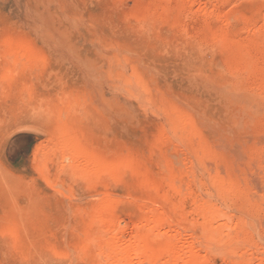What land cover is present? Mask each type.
Returning a JSON list of instances; mask_svg holds the SVG:
<instances>
[{
	"label": "rangeland",
	"instance_id": "1",
	"mask_svg": "<svg viewBox=\"0 0 264 264\" xmlns=\"http://www.w3.org/2000/svg\"><path fill=\"white\" fill-rule=\"evenodd\" d=\"M20 42L36 60L5 57ZM64 124L80 148L125 163L105 189L59 137ZM142 176L228 216L230 237L198 249L204 264H264V0H0V264L103 263L84 224L107 200L132 240L127 209L162 194ZM186 222L150 250L189 245L201 233Z\"/></svg>",
	"mask_w": 264,
	"mask_h": 264
},
{
	"label": "bare ground",
	"instance_id": "2",
	"mask_svg": "<svg viewBox=\"0 0 264 264\" xmlns=\"http://www.w3.org/2000/svg\"><path fill=\"white\" fill-rule=\"evenodd\" d=\"M8 42L10 43V41H8ZM15 42H17V41H15ZM12 43H14V42H12ZM5 44L7 45L8 43L6 42ZM11 44L7 46V48H8L7 51L8 52L7 53L4 52L5 53L4 54L5 57H7L6 54L9 55L10 53H12V51H13V53H17V51H18L19 53H17V55H18L17 59L19 61L21 59H24V58L26 59L27 57L30 58V59H34L35 58V56L31 53V51H29L28 48L26 49V47L24 45H22L21 42H20V44H16V45L13 44L15 46L14 48H13V46H11ZM6 45L4 47L5 49H6ZM16 49H17V51H15ZM6 59H8V58H6ZM35 60H36V58H35ZM7 65H9V64H7ZM11 67H13V66H11ZM7 75H9V74H7ZM11 75H14V74L11 73ZM4 77H7V76H4ZM2 78H3V74H2L1 79ZM9 81H10V79H9ZM12 82L14 84V81H12ZM16 85L17 84H14V87ZM135 90H137V88ZM54 112H56V110ZM64 119H65V116H64ZM61 121H62V119L60 120V122ZM75 122H76V120H75ZM75 122H73V123H75ZM56 124H58V122ZM71 127L72 126H70V128ZM70 128H68V126L66 124L60 125L59 129L57 130V131H59L58 133H60L59 137H61L65 143H68V145L71 148L72 147L76 148V151L78 149L81 150V151H78L77 157L75 159L77 161V164L78 165L82 164V163H80V161L82 160V162H84L83 166L85 168V172H86V174H88L86 177H89V176L93 177L96 180L97 183H100L99 185L101 186V188L105 189L107 187L106 185H108L109 179H110V182L112 183L111 179L114 178V175L122 169V167L125 165V163H122L120 161H118V162L110 161L112 163H108L106 161V159L104 158V156H102V155H100L98 153L93 155V154H91L88 151V149L80 148L78 145L80 144L81 146H83L84 144H81L80 141L77 138H73L76 134H79V132L76 131L77 133H75V135L72 137L71 135H72L73 132L71 133L69 131ZM53 130H55V129H53ZM84 141H86V138H85ZM84 141H83V143H84ZM86 143H88V141ZM92 150H91V152H92ZM72 152H73V150H72ZM97 152H99V151H97ZM70 154H71V151H70ZM79 158H80V160H79ZM118 158H120V157H118ZM64 159H65V157H64ZM73 159H74V157H73ZM131 160H132L133 164H135L134 163L135 159H131ZM137 161L138 160H136V162ZM70 163H71V161H70ZM140 163L141 162H139V164ZM133 164H132V166H134ZM139 164H138V169H139ZM71 169L72 168H70L69 170H71ZM81 170H82V168H81ZM89 170H91V171H89ZM144 170H146V169H144ZM145 172L141 173V174H145ZM123 173H124V170H123ZM139 177H141V175ZM142 178H144V177L142 176ZM174 179H175V177H174ZM140 180H141V182L138 185V187L141 186L142 189L143 188L144 189L147 188L145 190V191H147L148 189L150 190L149 186H152V184H154L158 189H160L162 191V194L160 196L159 195L157 196V194H158L157 193L156 194L157 197H156L154 195H151V193H150V194H148L146 196L147 197L146 198L147 204L145 203V205L142 206V207H139V206L135 207V208H133V207L131 208L130 207L129 209H127L128 213H129V216L132 217V219L136 220L134 228H132V230H133V233L131 234V235H133L132 236L133 237L132 240L130 239V241L128 243H126L127 239L125 238L126 240H124V237L122 236V232H121L122 228L119 226V223H118L119 221H118V218H117L118 216H116L114 214V212L116 211V207L115 206H110L109 203L107 202V200L103 201L102 203H97L98 205L99 204L100 205L98 206V209L95 208L96 212H93L94 210L92 211L94 216L92 218H90V219L87 218L88 220H87L86 224H84V225L87 227L86 230L88 229L89 231H91L90 228L95 227L96 228V231H95L96 237H98V238H100V239H102L104 241L101 246L97 247L96 251H99L100 254L105 256V261H103V263H101L96 256H94V255L91 256L90 254H86V255L83 254V255H81V261L85 262V264H160V261L161 262L163 261L161 264H179L182 261V255H183V253L185 251L192 252L193 254L189 257L188 260L184 261L182 264H204L206 259H205V257H203V255L200 253L199 250H206L208 248V244L209 243H212V242L214 243V241H217V240H223L224 238H226V236L230 237L231 234L229 235L228 232H230L229 228H231V226L229 227V222H228V218H227L228 216L224 215L221 212H218L216 209H214L215 207L211 206L208 203L200 204V203L196 202L195 200H193L189 204H186V203L176 204L174 200L177 197L180 196V191L175 186V184H174L172 179L167 178V180H163V179H161V180H159V179L150 180L149 178L146 177L143 180L142 179H140ZM85 182H86V180H85ZM92 184L95 185V183H93V182H92ZM157 188H155V189H157ZM149 190L147 191V193L149 192ZM140 191H141V189H140ZM151 191H153V190H151ZM145 194H146V192H145ZM187 197H188V195H187ZM103 199H101V201ZM144 202H143V204H144ZM141 204H142V202L140 203V206H141ZM132 206H135V205H132ZM160 207L163 209V211L158 214L157 213V209L160 208ZM126 208H128V207H126ZM175 208L177 209L176 212H175ZM171 219H175V221L172 222V223H168V221L169 220L171 221ZM187 220H192V223L189 222L188 225H191V226H194V227L198 228L200 233H201V235H199V236H196V235L193 236V241L189 245L184 247L183 244L185 242L183 241L184 243L181 244L179 240L175 239L176 238L175 237L174 240L171 241L172 243H168L169 245H167V247L165 249H159L157 251L150 250V248L148 247V244L150 242L156 240L158 238V236L160 237V234L162 232L169 233V234H171V236H173V234L177 232V230L179 229L180 226H182V224H186L187 225V222H186ZM229 220H231V219L229 218ZM197 221L199 223L196 225ZM218 223H220V225H218ZM242 223H243V226H244L243 228L245 229L244 222L242 221ZM242 223H240V221H239V225L241 224V227H242ZM118 226L120 227L121 230L118 229ZM234 228L237 229L236 227L233 226L232 229H234ZM8 229H9V231L13 230L9 234L11 235L10 237H13V239H15V241L20 238V233H19V230L17 229V226H15V225L8 226ZM238 229H241L240 226H239ZM244 229H242V234H241V230H238L237 232H240L239 234H241V236H242L245 233V231H246ZM132 230H131V232H132ZM189 231H191V230H189ZM189 231H188V233H189ZM231 231H233V230H231ZM5 232H3V236L5 235L4 234ZM193 232H194V230H193ZM223 232L228 233V235L226 234L224 236L222 234ZM6 234H8V233L6 232ZM164 235H166V234L163 233V236ZM3 236H1V238ZM6 236H8V235H6ZM10 239H11V241L13 240L12 238H10ZM170 239L172 240V238H170ZM230 240H232V238H230ZM235 241L237 242V240H235ZM86 242L89 243L90 240L87 239V241H85V245H87ZM243 242H246V241L243 240ZM243 242H241V243H243ZM89 244L86 247H84V250H82V251H85L89 247ZM41 246H42V244H41ZM236 246L237 245L235 244V247ZM249 246H251V245H249ZM44 247H46V245ZM229 247H231V244L229 245ZM39 248L41 249V247H39ZM236 248H238V246ZM236 248H234V249L237 251ZM247 248H249V247H247ZM222 249H223V247L221 248V250ZM243 249L244 248L241 249V252L237 251L238 253L243 254L242 259L244 258V253H245V252L242 253ZM41 250H43V249H41ZM48 250H52V249H50V247H49ZM225 250H227V249H225ZM232 251H234V250H232ZM227 252H228V250H227ZM225 254H226V252H225ZM220 255L222 256V254H220ZM228 255H229V253L226 256H228ZM248 255L249 254L245 253V257H247ZM241 256L240 255L236 256L237 259L240 258L239 259L240 264L245 260V259H243V261H241ZM232 258H235V256L232 257ZM228 259H229V257H228ZM246 261H245V264H247V262L248 263L251 262L250 259L247 262ZM261 261L259 260L258 262L263 264ZM210 262H211V260H210Z\"/></svg>",
	"mask_w": 264,
	"mask_h": 264
}]
</instances>
